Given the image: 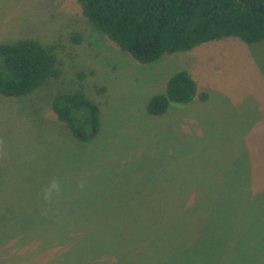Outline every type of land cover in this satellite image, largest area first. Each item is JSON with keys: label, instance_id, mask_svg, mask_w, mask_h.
Listing matches in <instances>:
<instances>
[{"label": "rangeland", "instance_id": "1", "mask_svg": "<svg viewBox=\"0 0 264 264\" xmlns=\"http://www.w3.org/2000/svg\"><path fill=\"white\" fill-rule=\"evenodd\" d=\"M24 38L55 46L61 76L21 97L0 95V264H92L84 244L94 229L130 255L125 264L152 242L179 254L180 236L196 234L202 251L227 240L236 264H264V41L227 37L143 64L95 28L77 0H0V42ZM180 68L208 99L149 113L148 99ZM78 83L99 106L90 142L50 106L55 92ZM54 178L62 191L45 202ZM225 200L223 225L214 227L207 204ZM97 203L105 208L92 210Z\"/></svg>", "mask_w": 264, "mask_h": 264}, {"label": "trees", "instance_id": "2", "mask_svg": "<svg viewBox=\"0 0 264 264\" xmlns=\"http://www.w3.org/2000/svg\"><path fill=\"white\" fill-rule=\"evenodd\" d=\"M81 12L89 22L104 33L121 50L130 53L137 61L149 64L166 53L189 51L195 46L213 40L235 37L246 44L264 41V0H77ZM76 39H79L77 37ZM55 46L35 38L0 42V95L24 96L50 79H58ZM79 71L77 77L82 79ZM208 93L199 90L192 74L186 68L172 73L164 91L154 93L147 101L151 114H163L170 103L186 104L193 99L207 100ZM50 106L58 120L64 123L80 142H90L100 131L99 106L89 99L81 83L70 91H57ZM92 207L105 208L103 204ZM227 202L207 204L206 218L214 227L223 225L222 213ZM139 206V205H136ZM183 219L187 214L183 212ZM161 217H159L160 219ZM104 218H100L103 222ZM125 217H116V223L125 225ZM132 219V218H131ZM158 219V218H157ZM133 220V219H132ZM107 221V219H106ZM134 221V220H133ZM189 224L188 220H180ZM128 222V218H127ZM196 234V232H194ZM229 233L222 231L227 239ZM197 237V239H196ZM184 247L181 253L164 254L167 246L149 245L135 258L141 264H236L229 251L234 244L226 240L213 250L202 251L197 234L192 240L181 235ZM113 240L108 233L90 232L85 241L84 252L92 264H108L103 257L115 253L113 264H125L130 255L112 251ZM97 252L98 254H95ZM109 258V257H108ZM181 258L185 260L182 261ZM225 261L219 263V260ZM132 261V264L136 262ZM239 262V261H238ZM75 264V263H74ZM79 264H87L81 262Z\"/></svg>", "mask_w": 264, "mask_h": 264}, {"label": "clouds", "instance_id": "3", "mask_svg": "<svg viewBox=\"0 0 264 264\" xmlns=\"http://www.w3.org/2000/svg\"><path fill=\"white\" fill-rule=\"evenodd\" d=\"M78 187L83 189L85 185L81 182ZM62 191V184L57 179H52L49 181L48 185L42 190V199L45 202H50L54 198L60 195Z\"/></svg>", "mask_w": 264, "mask_h": 264}]
</instances>
